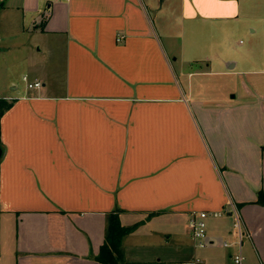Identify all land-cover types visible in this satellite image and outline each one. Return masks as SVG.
<instances>
[{
  "label": "crops",
  "instance_id": "crops-1",
  "mask_svg": "<svg viewBox=\"0 0 264 264\" xmlns=\"http://www.w3.org/2000/svg\"><path fill=\"white\" fill-rule=\"evenodd\" d=\"M245 27L264 32V0H0V53L25 41L22 78L41 81L0 95V264H105L112 210L134 224L115 264H231L234 204L245 263L264 264V59Z\"/></svg>",
  "mask_w": 264,
  "mask_h": 264
},
{
  "label": "rangeland",
  "instance_id": "rangeland-1",
  "mask_svg": "<svg viewBox=\"0 0 264 264\" xmlns=\"http://www.w3.org/2000/svg\"><path fill=\"white\" fill-rule=\"evenodd\" d=\"M260 22V19L256 18L252 20L253 24H258ZM245 32L243 34H240V38L242 43L244 44H251V42L254 43V40L257 41V48L258 52L260 53L261 48L260 46L262 45V52L261 55L258 56L263 57L264 59V32H260L259 30L254 31L253 33H250V28L245 27ZM20 40V42H22ZM6 46L9 47L8 52L0 53V84L1 82H7L9 78H13L14 82L13 83H7V86L5 88H1L0 85V95L4 91H9L12 90V86H17V88H21L26 81L24 78H22V74L25 72V59H19L22 58V52L19 50L20 48H24L25 46V41L24 45L19 44L18 42L15 43L11 40L5 42ZM9 82V81H8ZM246 239V238H245ZM237 245V244H236ZM244 245V244H243ZM238 248V247H236Z\"/></svg>",
  "mask_w": 264,
  "mask_h": 264
},
{
  "label": "built area",
  "instance_id": "built-area-1",
  "mask_svg": "<svg viewBox=\"0 0 264 264\" xmlns=\"http://www.w3.org/2000/svg\"><path fill=\"white\" fill-rule=\"evenodd\" d=\"M26 81V86L29 88L37 87L41 85V81L39 80H28L26 76H23ZM233 204V203H232ZM208 210H198L194 211L189 215L188 219V227L190 228L191 235L194 237L196 244L198 246H204L208 239L206 235V225H207V214ZM212 214H220V210H214L211 212ZM230 214L233 217V227L235 229L236 235L238 236V240L236 242L238 248H236L231 254V264H246L245 263V255L241 251L242 239L247 234L245 232L243 219L240 216L239 209L236 205H232L230 207ZM194 264H204L203 259L199 255H195L192 259Z\"/></svg>",
  "mask_w": 264,
  "mask_h": 264
},
{
  "label": "trees",
  "instance_id": "trees-1",
  "mask_svg": "<svg viewBox=\"0 0 264 264\" xmlns=\"http://www.w3.org/2000/svg\"><path fill=\"white\" fill-rule=\"evenodd\" d=\"M44 20L41 22L43 25ZM0 112L9 108L11 102H7L4 98L0 99ZM257 201L264 202V191L258 190ZM134 227V224L126 225L122 224L118 218V210H112L107 218V224L105 228L104 241L102 242L99 251L97 253V259L105 264H115L122 256L121 242L122 236L126 232L130 231Z\"/></svg>",
  "mask_w": 264,
  "mask_h": 264
},
{
  "label": "water",
  "instance_id": "water-1",
  "mask_svg": "<svg viewBox=\"0 0 264 264\" xmlns=\"http://www.w3.org/2000/svg\"><path fill=\"white\" fill-rule=\"evenodd\" d=\"M1 153H2V149H1V147H0V156H1Z\"/></svg>",
  "mask_w": 264,
  "mask_h": 264
}]
</instances>
